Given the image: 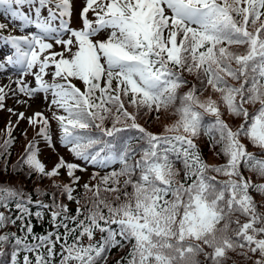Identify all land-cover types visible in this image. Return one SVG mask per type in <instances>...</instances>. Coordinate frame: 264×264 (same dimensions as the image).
I'll use <instances>...</instances> for the list:
<instances>
[{
  "label": "snow or ice",
  "instance_id": "1",
  "mask_svg": "<svg viewBox=\"0 0 264 264\" xmlns=\"http://www.w3.org/2000/svg\"><path fill=\"white\" fill-rule=\"evenodd\" d=\"M0 16L17 29L0 22V110L15 117L0 144V264H108L125 247L116 264H264V0H0ZM162 112L176 118L161 132L138 122ZM25 120L36 135L10 163ZM201 137L223 163L205 162ZM41 142L73 159L47 167ZM90 166L98 183L81 184Z\"/></svg>",
  "mask_w": 264,
  "mask_h": 264
},
{
  "label": "trees",
  "instance_id": "2",
  "mask_svg": "<svg viewBox=\"0 0 264 264\" xmlns=\"http://www.w3.org/2000/svg\"><path fill=\"white\" fill-rule=\"evenodd\" d=\"M188 79L192 80L193 77L188 76ZM207 95H208V93H204V96H207ZM132 110L133 109L129 108V111H132ZM175 118L176 117L171 116L170 113L162 112L160 114V119L158 121L157 120H148L147 116H142L138 122H140L141 124H144L146 127H149L150 130H152L154 132H161L163 130V127L165 125L171 124ZM4 140H5V133L0 130V144H3ZM198 143H199L200 148H201V154H202L205 161L209 160L211 165L223 163L220 156L216 155L215 152L210 148L209 142H208L206 137H201L200 140L198 141ZM17 150H18V146L13 145L11 147L10 163L15 162L18 159V157L20 156V152H18ZM211 160H213L214 162H211ZM2 163H3V161H0V164H2ZM176 166H177V168L182 167V165H180L179 163ZM182 175L183 174L181 172V176ZM21 176H23V175H20V176L13 175L11 177L4 176L3 179H10V181L13 185H16V184L23 185L26 188V190H28V191H32L36 187V185H38L37 183H33L31 181V178L26 179V178H23ZM48 184H49V182L46 183L45 186H39V187H41L43 190L47 191V190H49V186H50ZM128 191L131 192V188H129ZM91 195L92 194H90V197H91ZM102 195L107 197L111 201L114 199L116 193H102ZM81 196H83V197L89 196V193H87V194L82 193ZM78 197L80 198V196H78ZM33 198L35 199L36 197H33ZM44 199H45V202H47L48 198L45 197ZM80 202H81V204H83L86 202V200H80ZM33 211H35V208H33ZM33 223L37 224V221L35 219H33ZM46 229H48V225L45 222L42 226L37 224V227L35 230L37 232H44ZM11 230L15 231L16 229L11 228ZM84 243H88V241L85 240ZM128 251H129V248H127V247H125L124 249H119V248L112 249L111 253L108 256V264H116V261L119 260L121 257L126 256ZM0 259H2V258H0ZM201 259H203V257H201ZM249 264H250V262H249Z\"/></svg>",
  "mask_w": 264,
  "mask_h": 264
},
{
  "label": "rangeland",
  "instance_id": "3",
  "mask_svg": "<svg viewBox=\"0 0 264 264\" xmlns=\"http://www.w3.org/2000/svg\"><path fill=\"white\" fill-rule=\"evenodd\" d=\"M82 3H83V0H74V6L77 10H79L81 7H82ZM13 25V24H12ZM14 29L12 31V33H17V29L15 28V26L13 25ZM11 52V48L10 46H6L3 42H0V58H3L4 56L10 54ZM12 74V70L8 71V72H0V85H4V84H7L8 83V76ZM13 87H15V85H13ZM6 106L7 107H14L16 108L17 111H23L24 109L19 106V105H15L14 104V100L10 97L7 101H6ZM46 108V106L42 103H40V101H34L33 102V109H37V110H44ZM46 114H49L50 113H47ZM0 118L2 119H7V120H14L15 122V117L11 116L6 110H0ZM20 124H24V128L25 129H33L29 126L28 122L25 120V121H21L19 123ZM18 125V126H19ZM56 128V123L53 122L52 123V130ZM58 137V135L56 134V138ZM60 153L64 154L66 152L65 149H61L59 148L58 150Z\"/></svg>",
  "mask_w": 264,
  "mask_h": 264
}]
</instances>
